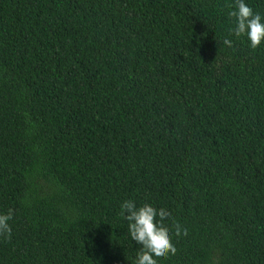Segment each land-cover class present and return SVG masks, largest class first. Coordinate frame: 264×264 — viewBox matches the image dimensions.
I'll return each mask as SVG.
<instances>
[{
    "label": "trees",
    "instance_id": "1",
    "mask_svg": "<svg viewBox=\"0 0 264 264\" xmlns=\"http://www.w3.org/2000/svg\"><path fill=\"white\" fill-rule=\"evenodd\" d=\"M234 6L0 0V264H133L125 200L187 229L159 264H264V44Z\"/></svg>",
    "mask_w": 264,
    "mask_h": 264
},
{
    "label": "clouds",
    "instance_id": "2",
    "mask_svg": "<svg viewBox=\"0 0 264 264\" xmlns=\"http://www.w3.org/2000/svg\"><path fill=\"white\" fill-rule=\"evenodd\" d=\"M234 17L232 35L236 38L244 37L252 49L264 44V14L256 12L246 0H235L234 10L229 13ZM223 44L232 47L231 39H224ZM120 215L128 222V233L132 241L139 245L133 264H159L169 255L176 254V247L172 241L166 222L172 221L175 225L177 238L187 236V229L173 221L170 212L157 209L150 203L140 206L133 200H125L120 205ZM13 211L0 213V236L11 235L10 221Z\"/></svg>",
    "mask_w": 264,
    "mask_h": 264
}]
</instances>
